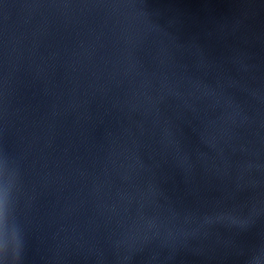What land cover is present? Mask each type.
Listing matches in <instances>:
<instances>
[{"label": "water", "instance_id": "95a60500", "mask_svg": "<svg viewBox=\"0 0 264 264\" xmlns=\"http://www.w3.org/2000/svg\"><path fill=\"white\" fill-rule=\"evenodd\" d=\"M0 264H264V0H0Z\"/></svg>", "mask_w": 264, "mask_h": 264}]
</instances>
